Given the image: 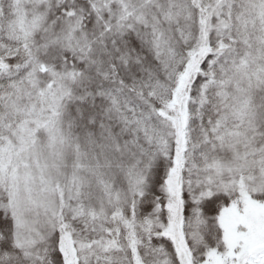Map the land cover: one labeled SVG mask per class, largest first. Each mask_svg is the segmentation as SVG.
Instances as JSON below:
<instances>
[{"label":"snow or ice","instance_id":"obj_1","mask_svg":"<svg viewBox=\"0 0 264 264\" xmlns=\"http://www.w3.org/2000/svg\"><path fill=\"white\" fill-rule=\"evenodd\" d=\"M0 264H264V0H0Z\"/></svg>","mask_w":264,"mask_h":264}]
</instances>
